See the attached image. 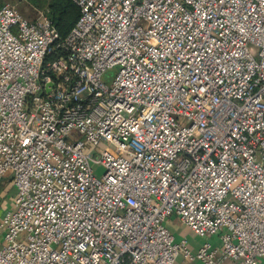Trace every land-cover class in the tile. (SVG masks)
<instances>
[{
	"label": "built area",
	"instance_id": "1",
	"mask_svg": "<svg viewBox=\"0 0 264 264\" xmlns=\"http://www.w3.org/2000/svg\"><path fill=\"white\" fill-rule=\"evenodd\" d=\"M73 1L0 5V264H264V0Z\"/></svg>",
	"mask_w": 264,
	"mask_h": 264
},
{
	"label": "rangeland",
	"instance_id": "2",
	"mask_svg": "<svg viewBox=\"0 0 264 264\" xmlns=\"http://www.w3.org/2000/svg\"><path fill=\"white\" fill-rule=\"evenodd\" d=\"M49 0H0V5L4 3H8L18 11L27 19H33L38 11H46V6ZM250 52L254 57H256L257 48L252 47ZM118 70V65H113L111 68L106 69L102 75L101 79L108 84H111V80ZM103 144V143H102ZM94 174L100 176L103 168L100 164L93 165ZM0 202V210H3V206L5 205V199L2 198ZM166 227L170 232L175 235V239L180 241L181 239H185L187 241L188 250L194 254L196 248L206 242L209 241L211 246L217 247L219 246L218 235L213 234L207 237H201L197 235L195 232L190 231L188 227L175 215H173L168 222H166ZM185 261L183 254H179L175 259L173 264H181L182 261ZM262 263H264V258L262 259ZM186 264H202L198 262L197 259L193 261H187Z\"/></svg>",
	"mask_w": 264,
	"mask_h": 264
},
{
	"label": "trees",
	"instance_id": "3",
	"mask_svg": "<svg viewBox=\"0 0 264 264\" xmlns=\"http://www.w3.org/2000/svg\"><path fill=\"white\" fill-rule=\"evenodd\" d=\"M46 9L47 16L60 38L68 35L80 15V8L73 0H49Z\"/></svg>",
	"mask_w": 264,
	"mask_h": 264
},
{
	"label": "crops",
	"instance_id": "4",
	"mask_svg": "<svg viewBox=\"0 0 264 264\" xmlns=\"http://www.w3.org/2000/svg\"><path fill=\"white\" fill-rule=\"evenodd\" d=\"M13 193H14V188L11 180H9L8 177H4L2 179V182L0 183V202L1 200H3L2 198H4L5 205L3 206V210H0V216L3 214L4 210L10 206Z\"/></svg>",
	"mask_w": 264,
	"mask_h": 264
}]
</instances>
